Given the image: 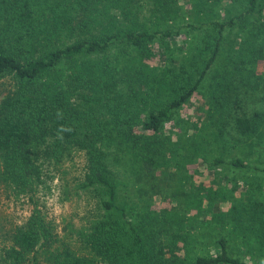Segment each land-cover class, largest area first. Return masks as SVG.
I'll return each mask as SVG.
<instances>
[{"label": "trees", "instance_id": "trees-1", "mask_svg": "<svg viewBox=\"0 0 264 264\" xmlns=\"http://www.w3.org/2000/svg\"><path fill=\"white\" fill-rule=\"evenodd\" d=\"M149 1L162 16L171 13L168 16L173 18L179 13L177 2L187 0H0V188L26 196L32 204L22 222L4 230L8 231V245L0 249V264H100V260L135 263V258L138 263L146 250L132 221L131 205L127 206L118 192L129 181H118L121 170L114 163L134 172L129 185L132 199L145 192L143 189L154 173H160L164 179L171 176L168 165L178 164L179 159L174 157L185 150V141L191 140L192 135L185 138L173 128L163 134L162 127L172 120L212 66L223 30L234 24L235 17L245 19L246 23L238 24L236 29L241 32L233 64L254 67L255 62L263 60L264 14H260V8L264 0H245L237 15L223 20L209 18L208 8L185 10L195 16L192 23L205 24L202 29L206 38V42L194 48L195 59L190 67H194L196 75H187L192 77L188 84L177 81L178 76L169 79L172 75L153 71L149 81L135 80V86L121 90L115 75L101 69L98 59L111 46H130L142 52L150 42L173 40L180 26L118 28L61 45H44L55 33L69 34L82 26L83 20L95 18L100 11L98 3L101 9L119 17L120 13L126 16L138 12V5ZM75 4L77 13L73 14L70 7ZM249 15L253 18L248 21ZM192 23L188 24L190 28ZM205 50L209 52L205 54ZM221 70L232 69L226 64ZM129 89L132 92L128 93ZM157 90L163 92L164 98L153 103L150 94ZM217 120L220 128L244 134L261 131V120L254 119L239 105L231 106ZM70 148L81 151L82 163L67 178L68 169L62 164L70 158ZM255 162L250 164L240 157H216L210 163L229 168L232 173L220 176L234 185L238 177L246 180L247 173L264 176V157ZM53 177L68 180L60 183L61 199L82 194L94 199L92 214L81 225L71 227L70 221L63 224L66 231H82V238L91 237L73 247L53 244L49 248L56 224L38 204L37 192L50 193ZM217 192L214 189L207 194L210 201L204 222H220L229 217L228 210L212 200L219 199ZM249 205L256 223L248 230L263 236L264 204ZM140 219L147 223L144 216ZM212 236L215 251L194 256V264H246L227 250L226 238L220 231H214Z\"/></svg>", "mask_w": 264, "mask_h": 264}, {"label": "rangeland", "instance_id": "rangeland-1", "mask_svg": "<svg viewBox=\"0 0 264 264\" xmlns=\"http://www.w3.org/2000/svg\"><path fill=\"white\" fill-rule=\"evenodd\" d=\"M209 2L211 0L178 1L179 13H175L173 18L168 16L171 13L162 16L159 10L153 9L155 5L151 4L152 1L140 3L138 12L133 11L126 16L120 13L119 17L109 14L107 9H101L102 6L98 3L100 11L95 18L83 20L84 24L69 34L55 33L44 41V45H61L75 38L89 37L118 28L162 29L180 26L179 34L172 37L174 42L169 38L153 41L142 52L130 46H111L98 56L99 65L107 74L115 75V83L121 90L130 88L131 84L135 86V80L140 82L143 78L149 81L153 71L166 76L172 75L169 79L178 76L176 80L183 84L192 83V77L187 75H196L194 67L190 66L195 59L194 48L206 42L205 31L202 29L205 24L192 23L195 16L185 10L198 6L202 11L208 8L210 13L206 15L209 18L223 20L230 15H237L244 8L245 0H219L213 5ZM258 5L256 3L255 6ZM77 7L76 4L70 7L73 14L77 13ZM260 14H264V6H261ZM251 18L253 15L248 16V21ZM190 22L194 25L192 28L188 26ZM242 23H246V20L235 17L234 24L223 30L220 49L212 66L205 71L172 120L162 127L163 134L168 128H173L183 133L185 138L187 134L192 135L191 140L185 141V150L174 157L179 159L178 164L168 165L167 170L171 176L164 179L160 173H154L149 185L143 189L145 192L132 199L133 191L129 185L134 172L128 166L123 170L121 164L114 163L121 170L117 175L118 181H129L128 185L125 183L119 187L118 192L126 205H131L132 221L139 229L137 232L144 242L146 254L138 263L135 258V263L100 260V264H194V256H207L215 251L211 242L214 231H220L224 235L227 250L246 264H264V234L257 236L251 229L248 230L251 224L256 223L252 219L249 202L264 204V176L247 173L246 180L238 177L235 184L231 185V182L225 181L220 175L230 174L232 171L226 166L210 163L216 157H240L245 162L254 164L264 157V58L255 62L254 67L233 64L241 32L236 29ZM41 48L43 49L42 43ZM203 52L207 54L209 50ZM226 64L232 70H221L222 65ZM246 79L248 83L245 82ZM162 94L159 90L155 93L151 91L153 103L160 101L159 98L163 99ZM233 105H239L248 114L252 113L254 119L261 120L258 125L261 131L244 134L234 129L220 128L217 118H223ZM80 155V150L69 149L70 158L62 164L68 169L67 178L73 175L74 167H79L82 163ZM64 181L68 180L53 177L50 193L37 192L38 204L56 224L55 237L49 248L54 245L73 247L82 242L83 238H91H82V231H66V227L63 228L65 221H70L71 227L81 225L94 209L91 195H73L68 199H61L60 183ZM214 189H218L219 199L212 200L222 209L228 210L229 217L220 222H204V214L208 213L210 201L207 194ZM198 199L199 203L196 204ZM31 208L32 204L26 196L14 195L10 190L0 188V249L2 245H8V231L4 230L22 222ZM143 216L147 220L145 224L140 219Z\"/></svg>", "mask_w": 264, "mask_h": 264}]
</instances>
